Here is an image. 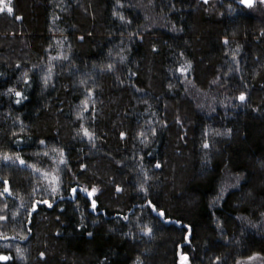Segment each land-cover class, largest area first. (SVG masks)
Listing matches in <instances>:
<instances>
[{
    "label": "trees",
    "instance_id": "16d2710c",
    "mask_svg": "<svg viewBox=\"0 0 264 264\" xmlns=\"http://www.w3.org/2000/svg\"><path fill=\"white\" fill-rule=\"evenodd\" d=\"M10 8L0 11V264L264 256V7ZM55 163L60 187L46 191L35 170Z\"/></svg>",
    "mask_w": 264,
    "mask_h": 264
},
{
    "label": "rangeland",
    "instance_id": "374dc122",
    "mask_svg": "<svg viewBox=\"0 0 264 264\" xmlns=\"http://www.w3.org/2000/svg\"><path fill=\"white\" fill-rule=\"evenodd\" d=\"M226 1L227 2L231 1L233 3L242 4L244 0H205V3L211 4L213 2L216 4L217 3L223 4ZM10 3H11V0H3V4H0V7H4V5H7V7H4V10H7L8 8H10ZM256 3H259L262 7H264V0H255L253 5ZM244 5L250 6L248 4H244ZM59 166L60 164L55 163L48 170H41V169L40 171L38 169L35 170L37 174L41 175L43 179L46 180V184H48L46 185V188H45L46 191H48L50 188H52V190H55V188L57 189L60 187L61 175L59 173L60 172ZM92 190L94 193H97L98 191L97 188H93ZM92 190H89V191H92ZM37 203L38 202H35L34 204H37ZM181 264H187V263L186 261H184V259H182ZM241 264H264V256L260 254H254L248 258L241 260Z\"/></svg>",
    "mask_w": 264,
    "mask_h": 264
},
{
    "label": "snow or ice",
    "instance_id": "6c2138e0",
    "mask_svg": "<svg viewBox=\"0 0 264 264\" xmlns=\"http://www.w3.org/2000/svg\"><path fill=\"white\" fill-rule=\"evenodd\" d=\"M0 4H3V0H0ZM4 7H7V5H4ZM4 7H0V11H3V10H4ZM7 10H8L9 12L12 11L11 8H8ZM17 95H19V93H17ZM240 99L243 100L244 97L241 96ZM87 134H88L87 131H85V135H87Z\"/></svg>",
    "mask_w": 264,
    "mask_h": 264
},
{
    "label": "flooded vegetation",
    "instance_id": "af4514ba",
    "mask_svg": "<svg viewBox=\"0 0 264 264\" xmlns=\"http://www.w3.org/2000/svg\"><path fill=\"white\" fill-rule=\"evenodd\" d=\"M247 2H248V5H253V3L255 2V0H244L243 1L244 4H247Z\"/></svg>",
    "mask_w": 264,
    "mask_h": 264
},
{
    "label": "water",
    "instance_id": "95a60500",
    "mask_svg": "<svg viewBox=\"0 0 264 264\" xmlns=\"http://www.w3.org/2000/svg\"><path fill=\"white\" fill-rule=\"evenodd\" d=\"M247 4H248V2H247ZM35 207H36V205H35ZM2 260H6V257L5 256H1L0 257Z\"/></svg>",
    "mask_w": 264,
    "mask_h": 264
}]
</instances>
